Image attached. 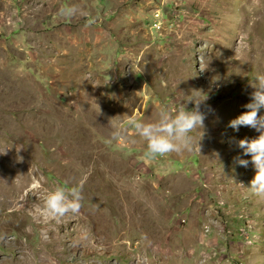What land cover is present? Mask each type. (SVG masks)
Wrapping results in <instances>:
<instances>
[{"label":"rangeland","instance_id":"374dc122","mask_svg":"<svg viewBox=\"0 0 264 264\" xmlns=\"http://www.w3.org/2000/svg\"><path fill=\"white\" fill-rule=\"evenodd\" d=\"M258 75L264 0H0V264H264L259 134L228 127ZM194 103L193 150L147 157L130 118ZM58 186L78 212L47 213Z\"/></svg>","mask_w":264,"mask_h":264},{"label":"clouds","instance_id":"9594fccd","mask_svg":"<svg viewBox=\"0 0 264 264\" xmlns=\"http://www.w3.org/2000/svg\"><path fill=\"white\" fill-rule=\"evenodd\" d=\"M77 14L87 15L76 5L61 7L58 10V16L61 18H72ZM251 87L254 89L251 94V102L244 106L247 111L231 120L228 127L237 131L240 127H247L259 134L255 138L236 141L242 154L235 160L241 167L247 168L249 163L253 165L255 175L247 188L257 197L264 199V114H261L264 110V75H258ZM194 105L195 107L191 110L181 106L175 115L167 108H162L158 121L153 123L130 118V123L136 132L148 142L145 153L147 157L154 158L157 155L193 150V137L190 133L202 130V139L206 118L205 114L200 111L201 103H194ZM200 141L195 144V149L199 152L201 150ZM82 198V186H74L70 190L58 186L47 194L45 210L52 217H63L70 212L76 213L81 207Z\"/></svg>","mask_w":264,"mask_h":264},{"label":"bare ground","instance_id":"6f19581e","mask_svg":"<svg viewBox=\"0 0 264 264\" xmlns=\"http://www.w3.org/2000/svg\"><path fill=\"white\" fill-rule=\"evenodd\" d=\"M7 170V172H10L11 170H9V169H6ZM123 194V193H122ZM127 197V196H126ZM17 202H15L14 204H16Z\"/></svg>","mask_w":264,"mask_h":264},{"label":"built area","instance_id":"2783aa9c","mask_svg":"<svg viewBox=\"0 0 264 264\" xmlns=\"http://www.w3.org/2000/svg\"><path fill=\"white\" fill-rule=\"evenodd\" d=\"M184 221V220H183Z\"/></svg>","mask_w":264,"mask_h":264}]
</instances>
